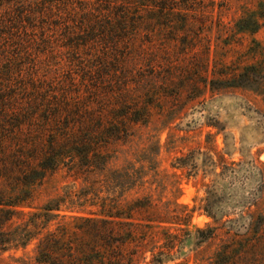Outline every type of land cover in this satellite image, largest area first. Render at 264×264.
I'll return each mask as SVG.
<instances>
[{"label":"rangeland","instance_id":"obj_1","mask_svg":"<svg viewBox=\"0 0 264 264\" xmlns=\"http://www.w3.org/2000/svg\"><path fill=\"white\" fill-rule=\"evenodd\" d=\"M156 2L129 50L132 103L107 113L138 124L98 138L116 141L94 167L48 171L10 225L57 200L48 231L113 220L131 264H264V0ZM37 243L0 264H41Z\"/></svg>","mask_w":264,"mask_h":264},{"label":"trees","instance_id":"obj_2","mask_svg":"<svg viewBox=\"0 0 264 264\" xmlns=\"http://www.w3.org/2000/svg\"><path fill=\"white\" fill-rule=\"evenodd\" d=\"M156 1L0 0V181L10 184L0 192V252L37 240L41 264H131L122 246L111 244L113 220L80 218L89 225L79 233L64 226L48 231L57 200L19 226L10 223L24 215L22 206L48 171L75 157L94 167L116 141L98 138L124 130L127 121L138 124L107 113L110 105L113 112L132 103L129 50ZM100 83L117 104L99 107Z\"/></svg>","mask_w":264,"mask_h":264}]
</instances>
